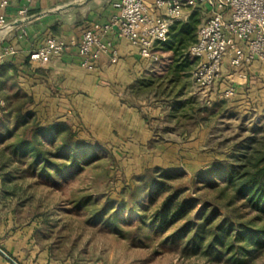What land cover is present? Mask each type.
<instances>
[{"label":"trees","instance_id":"obj_1","mask_svg":"<svg viewBox=\"0 0 264 264\" xmlns=\"http://www.w3.org/2000/svg\"><path fill=\"white\" fill-rule=\"evenodd\" d=\"M194 30L187 23L171 26L168 39L156 45L159 59L151 66L152 75L178 76L181 53L194 42ZM3 98L9 107L14 106L13 121L21 128L20 134L9 132L14 139L8 146L12 154L27 155L26 168L60 181L65 171L80 170L97 158L98 140L77 139L65 121L42 124L29 107V95L18 90ZM17 98L21 102L13 105ZM227 143L222 158L214 159L190 179L182 180L179 169L149 166L120 189L117 199L103 196L99 204L91 193L78 188L70 205L87 210L89 221L110 225L132 244L141 245L148 239L157 246L176 249L183 257L251 264L264 254V134L252 130ZM10 161L0 151V170ZM128 207L129 218H124L121 214ZM123 222L130 224L123 228Z\"/></svg>","mask_w":264,"mask_h":264},{"label":"rangeland","instance_id":"obj_2","mask_svg":"<svg viewBox=\"0 0 264 264\" xmlns=\"http://www.w3.org/2000/svg\"><path fill=\"white\" fill-rule=\"evenodd\" d=\"M205 14L201 9H193L186 20L176 23L193 26L195 40ZM187 48L181 53L183 64L177 72L178 79L168 76L162 82L146 80L136 85L135 103L142 110L150 132H161L162 137L170 138L171 144L184 145L187 141L178 136L180 132L193 129L202 120H214L213 136L209 140L216 153L212 159L222 158L227 151V140L233 136H244L252 130L264 134V88L257 90L258 100L253 106L238 109L220 97L206 103L190 78L195 59L187 53ZM16 91L14 80H10L1 94L13 96ZM3 97H0V151L11 161L0 170V242L12 248L18 257L28 262L47 258L64 264H222L194 256L183 257L176 249L157 246L148 239H142L141 245L132 244L115 234L110 225L89 221L87 210L70 205L76 189L91 193L99 204L103 196L117 199L120 189L142 171L140 163L144 160L139 156L117 157L111 146L99 141L97 158L90 164L77 171H65L60 181L42 177L26 168L27 155L12 154L8 146L14 139L9 132L17 135L21 128L13 121L14 106L9 107ZM158 101L181 107L165 112L161 122L154 111ZM20 102L17 98L12 104ZM158 141L151 139L146 145L150 148ZM179 170L183 172L182 180L199 171ZM129 210L128 207L121 216L129 218ZM129 224L123 222L120 226L126 228ZM251 264H264V254Z\"/></svg>","mask_w":264,"mask_h":264},{"label":"crops","instance_id":"obj_3","mask_svg":"<svg viewBox=\"0 0 264 264\" xmlns=\"http://www.w3.org/2000/svg\"><path fill=\"white\" fill-rule=\"evenodd\" d=\"M117 1L33 0L25 19L16 16L17 5L12 4L5 14L8 25L0 28V97L10 80H14L16 90L32 98L29 107L43 124L65 121L80 140L106 142L117 157L139 156L144 160L140 163L142 168L200 170L216 157L209 144L214 120L197 122L193 129L180 132L178 136L187 141L184 145L171 144L170 138L162 137L161 132H150L133 96L134 87L146 80L162 82L163 78L178 79L177 76L165 72L161 76L152 75L155 72L152 68L140 65L136 48L115 36L110 37L112 49L94 62L92 70L79 64L77 44L84 28L107 20L116 12L112 4ZM48 36L64 40V52L46 63H30L28 52ZM8 47L14 49L13 54L3 53ZM224 79L234 82V96L227 99L230 103L238 109L253 106L258 100L257 90L264 88V62L248 68L246 81L227 73ZM223 86L224 82L216 86L211 99L218 97L217 92ZM156 105L154 111L161 122L165 112L168 114L180 106L162 105L160 101ZM151 139L159 141L148 148L146 143ZM0 264L64 263L47 258L28 262L0 242Z\"/></svg>","mask_w":264,"mask_h":264},{"label":"built area","instance_id":"obj_4","mask_svg":"<svg viewBox=\"0 0 264 264\" xmlns=\"http://www.w3.org/2000/svg\"><path fill=\"white\" fill-rule=\"evenodd\" d=\"M32 1L0 0V28L8 25L5 14L12 4L17 5L16 16L25 19ZM112 7L116 12L103 22L87 25L77 44L79 64L87 70H92L94 62L112 49L111 36L134 46L140 65L151 68L159 59L156 45L166 41L171 26L186 20L193 9L206 14L194 42L187 48L195 59L190 78L206 103L223 82L225 86L217 96H234V82L225 80L224 74L246 81L248 68L264 62V0H118ZM65 48L64 40L45 37L28 52V61L46 63L61 56ZM3 53L13 54L14 49L8 47Z\"/></svg>","mask_w":264,"mask_h":264}]
</instances>
